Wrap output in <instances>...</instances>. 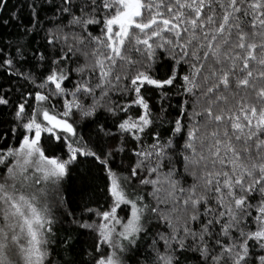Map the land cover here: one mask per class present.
<instances>
[{"label": "snow or ice", "instance_id": "6c2138e0", "mask_svg": "<svg viewBox=\"0 0 264 264\" xmlns=\"http://www.w3.org/2000/svg\"><path fill=\"white\" fill-rule=\"evenodd\" d=\"M8 5L0 264H264V0Z\"/></svg>", "mask_w": 264, "mask_h": 264}, {"label": "trees", "instance_id": "16d2710c", "mask_svg": "<svg viewBox=\"0 0 264 264\" xmlns=\"http://www.w3.org/2000/svg\"><path fill=\"white\" fill-rule=\"evenodd\" d=\"M21 3H22V0H9L8 9L5 10L3 15L6 17L9 10H15V8L19 7ZM173 103H175V101H173Z\"/></svg>", "mask_w": 264, "mask_h": 264}]
</instances>
